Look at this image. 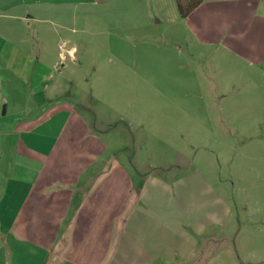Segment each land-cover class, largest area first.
<instances>
[{"label": "crops", "instance_id": "crops-1", "mask_svg": "<svg viewBox=\"0 0 264 264\" xmlns=\"http://www.w3.org/2000/svg\"><path fill=\"white\" fill-rule=\"evenodd\" d=\"M155 1L166 21L183 22L202 44L219 36L239 57L261 54L264 0H203L185 19L175 0ZM62 4L0 0V264L191 259L215 238L209 231H223L232 209L215 191L216 204L208 203L210 184L199 169L170 179L142 174L113 161L110 146L95 145L83 113L52 80L47 48L32 45L50 35L33 33L30 23L50 22L47 9ZM245 40L257 42L246 51ZM255 58L264 65V55ZM78 137L82 143L73 142Z\"/></svg>", "mask_w": 264, "mask_h": 264}, {"label": "rangeland", "instance_id": "rangeland-1", "mask_svg": "<svg viewBox=\"0 0 264 264\" xmlns=\"http://www.w3.org/2000/svg\"><path fill=\"white\" fill-rule=\"evenodd\" d=\"M167 15L155 0H63L50 22L30 23L50 35L32 45L47 48L52 80L113 161L165 179L199 169L208 203L218 192L232 209L223 231L176 264H264V42L239 57L223 48L231 41L202 44Z\"/></svg>", "mask_w": 264, "mask_h": 264}, {"label": "trees", "instance_id": "trees-1", "mask_svg": "<svg viewBox=\"0 0 264 264\" xmlns=\"http://www.w3.org/2000/svg\"><path fill=\"white\" fill-rule=\"evenodd\" d=\"M179 17L187 18L196 8H198L203 0H175Z\"/></svg>", "mask_w": 264, "mask_h": 264}]
</instances>
